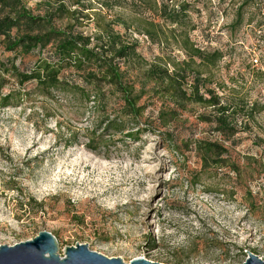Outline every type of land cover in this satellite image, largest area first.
Returning a JSON list of instances; mask_svg holds the SVG:
<instances>
[{"label":"rangeland","instance_id":"obj_1","mask_svg":"<svg viewBox=\"0 0 264 264\" xmlns=\"http://www.w3.org/2000/svg\"><path fill=\"white\" fill-rule=\"evenodd\" d=\"M25 1L35 14L44 13V2ZM181 3L188 11L180 24L165 26L163 46L135 35L139 53L149 62L158 56L183 61L186 34L195 46L222 52L214 80L261 110L252 128L222 136L201 122L210 110L191 104L169 129V139L186 147L170 150L158 119L162 103L150 100L141 119L147 129L135 142L127 137L135 122L121 117L118 97L102 107L93 98L83 104L60 93L48 100L34 84L23 90L4 70L30 71L49 53L24 56L0 47V103L17 94L13 105L0 106V246L47 231L61 255L79 243L127 264L137 258L243 264L248 253L264 261V0L169 5L178 10ZM142 73L136 68L130 77L141 82ZM116 118L122 131H108L107 119ZM197 142L217 143L229 153L204 167Z\"/></svg>","mask_w":264,"mask_h":264},{"label":"trees","instance_id":"obj_2","mask_svg":"<svg viewBox=\"0 0 264 264\" xmlns=\"http://www.w3.org/2000/svg\"><path fill=\"white\" fill-rule=\"evenodd\" d=\"M40 1L46 7L43 14H35L25 0H0V47L24 56L49 53L30 71L22 73L15 66L4 70L12 71L23 90L34 84L48 100L60 93L76 96L83 104L93 98L102 107L118 97L121 117L135 122L136 128L127 133L135 142L147 129L141 127L147 102H161L160 130H165L161 134L170 150L186 147L183 141L179 146L169 139V129L170 121L180 120L188 105L210 110L200 117L201 122L230 138L250 130L261 112L255 104L233 98L216 84L214 71L223 60L222 52L195 46L187 34L181 42L186 55L183 61L158 56L149 62L139 53L140 41L135 35L163 46L169 37L165 26L184 20L187 4L174 10L169 5L174 0H161V4L159 0ZM87 28L94 32L86 34ZM136 68L143 70L141 82L130 77ZM15 96L16 92L3 96L0 106L10 107ZM107 121L108 131H122L119 118ZM195 150L204 167L209 159L218 163L229 153L212 142H197Z\"/></svg>","mask_w":264,"mask_h":264},{"label":"water","instance_id":"obj_3","mask_svg":"<svg viewBox=\"0 0 264 264\" xmlns=\"http://www.w3.org/2000/svg\"><path fill=\"white\" fill-rule=\"evenodd\" d=\"M248 253V252H246ZM0 264H127L121 258H108L90 250L88 245L76 244L67 247L60 254L57 238L50 232L43 231L34 239L14 246H0ZM129 264H160L144 258L132 260ZM243 264H264V261L253 253Z\"/></svg>","mask_w":264,"mask_h":264}]
</instances>
